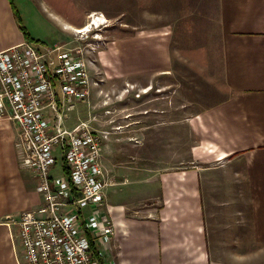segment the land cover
Returning a JSON list of instances; mask_svg holds the SVG:
<instances>
[{
  "label": "crops",
  "instance_id": "1",
  "mask_svg": "<svg viewBox=\"0 0 264 264\" xmlns=\"http://www.w3.org/2000/svg\"><path fill=\"white\" fill-rule=\"evenodd\" d=\"M195 3L203 4L198 37L188 43L173 38L171 49L163 43L156 47L163 54V63L154 70L156 79L171 84V104L164 105L158 96L163 85L156 87L155 105L129 114L127 132H114L102 143L100 162L113 184L105 188L101 211L114 228L112 236L94 244L102 264H264V257L257 263L243 261L245 254L264 256V0ZM69 24H62V33L76 26ZM19 29L7 2L0 0V50L26 40ZM66 37L50 47L70 48L71 39ZM29 42L48 47L39 40ZM141 48L143 44L138 48L127 44L123 53L131 56ZM178 56L183 63L175 60ZM89 73L96 84L84 101L65 113L63 126L72 128L82 121L96 132L114 129L118 126L112 119L99 122L91 115L97 106L99 112L104 110L100 95L105 90L100 87L103 80L93 77L91 65ZM181 84L187 89L181 90ZM149 89L152 86L145 84L141 93L146 96ZM186 109L187 116L176 121L187 119L195 135L188 147V169L152 174L154 169L144 163L146 132L174 122L165 121L164 115ZM128 132L130 138L125 137ZM120 138L128 141L117 143ZM17 139L14 124L0 118V264L23 263L15 221L23 210L41 202L34 172L21 165ZM56 154L60 156V151ZM56 168L57 163L51 174H65L62 159ZM200 175H204L202 191ZM216 205L223 210L214 212L211 208ZM204 206L209 207L206 213ZM228 206L235 208L227 211ZM77 209L83 218L91 213L87 203ZM228 234L242 247L238 242L229 247ZM228 252L241 254L242 261L220 259Z\"/></svg>",
  "mask_w": 264,
  "mask_h": 264
},
{
  "label": "built area",
  "instance_id": "2",
  "mask_svg": "<svg viewBox=\"0 0 264 264\" xmlns=\"http://www.w3.org/2000/svg\"><path fill=\"white\" fill-rule=\"evenodd\" d=\"M85 52L81 46L37 47L27 40L0 50V118L17 128L20 162L34 172L41 200L15 221L24 264H102L94 244L114 233L101 211L105 188L113 184L100 162L107 133L82 121L63 126L65 113L96 84ZM57 150L62 176L51 174ZM81 203L91 207L86 218L77 209Z\"/></svg>",
  "mask_w": 264,
  "mask_h": 264
},
{
  "label": "rangeland",
  "instance_id": "3",
  "mask_svg": "<svg viewBox=\"0 0 264 264\" xmlns=\"http://www.w3.org/2000/svg\"><path fill=\"white\" fill-rule=\"evenodd\" d=\"M5 1L17 26L23 25L34 41L39 40L50 47L54 43L58 44L63 41L62 37L68 36L71 39L68 47L81 46L84 48L85 56L94 63V65L91 64L92 70L96 72L93 77L103 80L100 87L101 91L102 89L105 90L100 95L104 110L100 113L97 106L91 115L99 118V122H104L106 118L112 119V123L118 126L104 131L107 133L105 140L114 132H127L129 114L135 113L142 107L155 105L156 87L163 85L164 89L157 95L160 99L163 97L164 105L171 104V92L173 90L171 84L166 80H161V78L156 79L154 70L158 64L163 63V54L159 53L156 47L163 43L164 46L167 45L171 49L173 38L179 43H188L189 40L192 41L198 37L196 36L198 29L202 26L198 19L199 12L203 11V4L200 3L197 7L196 0ZM94 15L98 18L97 22L100 25L91 27L89 32L77 34V31L64 30L66 33H62V24L66 27L71 25L69 23H74L75 28H80L88 24L90 17ZM45 16L48 19L44 18ZM192 31H194L193 35ZM4 34L6 33H2V36ZM127 44L132 45L133 48H138L140 44H143V48L139 52L133 50L131 56H125L123 51ZM34 45L42 46L38 42ZM175 60L177 62L179 60L180 63L184 62L181 56ZM145 84L152 86L146 96L141 93ZM184 86L187 89V85L181 84V90L185 89ZM107 90L112 92H107ZM127 91L130 92L127 93ZM145 100H148V103H145ZM105 109L109 110L111 114L107 115ZM102 114L103 116H101ZM186 116L187 109L181 110L178 115H164L165 121L175 119L174 122H164L163 125L157 124L152 130L146 132V137L142 143V148L147 156L144 163L148 168L154 169L152 174H174L185 167L188 169V163L191 159L188 147L194 141L195 135L189 131L187 119L176 121V119H184ZM152 121L154 120H148L149 123ZM124 134L125 137L130 138V132ZM118 140L117 143L124 144L127 138ZM156 141L158 148H156ZM156 152L158 153L157 159L155 157ZM60 164L61 158L58 155L56 170L60 169ZM149 173L150 171L145 174ZM52 175L60 176L62 174ZM203 182L204 175H200L201 191ZM234 208L235 206H228L224 209L229 211L234 210ZM211 209L214 212L223 210L220 205ZM208 210V206L203 207L205 213ZM227 242H229V247L237 246L238 243L240 248L242 247L239 239L230 236V234H228ZM245 251H249L247 246H245ZM239 255L228 252V254L220 255V259L225 262L242 261ZM260 257L264 256L255 257L252 254H245L243 261L257 263V261H263V259L259 260Z\"/></svg>",
  "mask_w": 264,
  "mask_h": 264
},
{
  "label": "bare ground",
  "instance_id": "4",
  "mask_svg": "<svg viewBox=\"0 0 264 264\" xmlns=\"http://www.w3.org/2000/svg\"><path fill=\"white\" fill-rule=\"evenodd\" d=\"M92 19V20H90ZM88 21V24L80 27V28H71V27H68L69 29H71L72 31H77L78 33H83V32H89V30L91 29V27H94V26H98L100 25V23L97 22V17L94 16H91Z\"/></svg>",
  "mask_w": 264,
  "mask_h": 264
},
{
  "label": "trees",
  "instance_id": "5",
  "mask_svg": "<svg viewBox=\"0 0 264 264\" xmlns=\"http://www.w3.org/2000/svg\"><path fill=\"white\" fill-rule=\"evenodd\" d=\"M19 28H20V30L22 31V33H23V35H24V37H25V39L26 40H28V41H34L33 40V38L32 37H30V35H29V33L25 30V27L23 26V25H19ZM91 246L94 248V245L93 244H91ZM95 254H96V256L100 259V261H101V258H100V256L98 255V252H95Z\"/></svg>",
  "mask_w": 264,
  "mask_h": 264
}]
</instances>
